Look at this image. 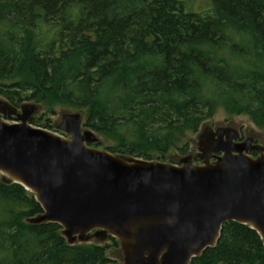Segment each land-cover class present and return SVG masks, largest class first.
<instances>
[{"label": "trees", "instance_id": "16d2710c", "mask_svg": "<svg viewBox=\"0 0 264 264\" xmlns=\"http://www.w3.org/2000/svg\"><path fill=\"white\" fill-rule=\"evenodd\" d=\"M0 97L83 110L85 127L116 142L108 152L146 161L218 101L264 128V0H213L206 13L186 0H0ZM43 213L0 176V264L112 263L108 246L30 223ZM191 264H264V242L230 222Z\"/></svg>", "mask_w": 264, "mask_h": 264}, {"label": "water", "instance_id": "95a60500", "mask_svg": "<svg viewBox=\"0 0 264 264\" xmlns=\"http://www.w3.org/2000/svg\"><path fill=\"white\" fill-rule=\"evenodd\" d=\"M4 102L0 175L41 205L44 213L30 223L60 225L68 244L97 230L121 240L131 264H191L230 222L264 242V153L252 156L250 142L219 135L203 166L131 159L91 148L78 116L64 121L67 139L31 126L35 108L25 103L16 116L19 109Z\"/></svg>", "mask_w": 264, "mask_h": 264}, {"label": "rangeland", "instance_id": "374dc122", "mask_svg": "<svg viewBox=\"0 0 264 264\" xmlns=\"http://www.w3.org/2000/svg\"><path fill=\"white\" fill-rule=\"evenodd\" d=\"M190 9L193 12L206 13L212 9L213 0H186ZM48 31V29H47ZM4 99L0 97V110L4 109ZM25 108H35L36 114L31 126L42 128L50 126L51 132H54L64 138H70L63 130L62 126L67 117L78 116L81 118L83 124V132H90L92 134L93 143L89 145L91 148L98 149L102 152H108V148L116 146V142L105 135L98 134L91 129L85 127L86 112L78 110L69 106L55 105L53 108H49L44 104L30 102L26 103ZM23 107V108H24ZM11 111V109H10ZM22 114V108L15 115ZM15 117V116H13ZM7 120V121H14ZM236 137L237 142H250L257 150L251 153L256 157L264 153V128L255 124L252 119L247 115L232 114L227 111L225 104L218 101V106L213 118L205 121L197 132L192 129H188L185 135L178 141L177 146L162 160V155L154 154L151 161H159L171 165L184 166L185 164H193L197 166H203L204 153L209 148V143L218 138L219 135ZM186 150V153L182 151ZM133 159V158H131ZM139 159V158H138ZM216 163V160L212 159L210 164ZM5 180H8L3 175H0ZM31 193V192H29ZM99 231H93L86 235L84 240H80L77 236L73 245H96L101 247H107V257L112 261L111 264H131L130 252H128L123 245L122 241L118 238H112L109 235L106 238L97 235Z\"/></svg>", "mask_w": 264, "mask_h": 264}]
</instances>
